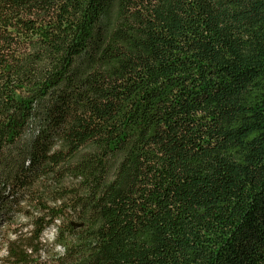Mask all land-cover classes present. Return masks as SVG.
<instances>
[{"label": "trees", "instance_id": "1", "mask_svg": "<svg viewBox=\"0 0 264 264\" xmlns=\"http://www.w3.org/2000/svg\"><path fill=\"white\" fill-rule=\"evenodd\" d=\"M19 216L0 264H264V0H0Z\"/></svg>", "mask_w": 264, "mask_h": 264}, {"label": "rangeland", "instance_id": "2", "mask_svg": "<svg viewBox=\"0 0 264 264\" xmlns=\"http://www.w3.org/2000/svg\"><path fill=\"white\" fill-rule=\"evenodd\" d=\"M26 219L25 218H23V217H21V216H19V217H17L13 222H12V224H10L9 226H7V224L6 225H2L1 223H0V233H1V235L0 236H2L1 237V239H0V257L1 256H3V249H4V247H1V246H3L4 245V243H5V241L7 240V239H10V238H12V235H13V233H12V231L14 230V229H18V228H21V227H19V225H23V224H25L26 223ZM6 230V231H3V230ZM26 230V228H21V232H24ZM52 232H53V228L50 226V227H47L45 230H44V232H43V234H42V239H44L46 242H47V246H48V248L49 249H52V244H51V241H50V239L52 238ZM3 235H4V237H3ZM3 248V249H2ZM52 251H55L54 250V248L52 249ZM2 252V253H1ZM58 252H59V250H58Z\"/></svg>", "mask_w": 264, "mask_h": 264}, {"label": "bare ground", "instance_id": "3", "mask_svg": "<svg viewBox=\"0 0 264 264\" xmlns=\"http://www.w3.org/2000/svg\"><path fill=\"white\" fill-rule=\"evenodd\" d=\"M52 228H53V232H52V238L50 239V241H51V244L53 243V241H54V236H55V233H56V226L55 225H52L51 226ZM44 232V231H43ZM43 234V233H42ZM42 234H41V237H40V239H42ZM4 247V246H3ZM3 249V248H2ZM53 249V248H52ZM54 250H55V252H57V253H61L62 252V248L59 246V245H55L54 246ZM58 250H59V252H58ZM2 253V252H1ZM3 253H4V249H3ZM4 255V254H3Z\"/></svg>", "mask_w": 264, "mask_h": 264}, {"label": "built area", "instance_id": "4", "mask_svg": "<svg viewBox=\"0 0 264 264\" xmlns=\"http://www.w3.org/2000/svg\"><path fill=\"white\" fill-rule=\"evenodd\" d=\"M43 243H46L47 244V242L44 240V239H40Z\"/></svg>", "mask_w": 264, "mask_h": 264}]
</instances>
